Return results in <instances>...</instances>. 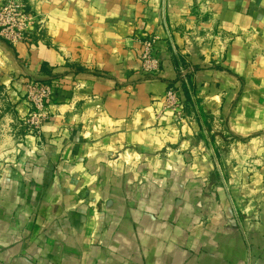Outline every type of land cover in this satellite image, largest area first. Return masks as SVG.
I'll list each match as a JSON object with an SVG mask.
<instances>
[{
  "label": "crops",
  "instance_id": "1",
  "mask_svg": "<svg viewBox=\"0 0 264 264\" xmlns=\"http://www.w3.org/2000/svg\"><path fill=\"white\" fill-rule=\"evenodd\" d=\"M24 1L37 30L0 35V264H264V0ZM29 79L58 83L39 136Z\"/></svg>",
  "mask_w": 264,
  "mask_h": 264
},
{
  "label": "built area",
  "instance_id": "2",
  "mask_svg": "<svg viewBox=\"0 0 264 264\" xmlns=\"http://www.w3.org/2000/svg\"><path fill=\"white\" fill-rule=\"evenodd\" d=\"M39 23L38 17L30 11L24 0H3L0 2V35L12 42L28 41L33 25ZM33 24V25H32ZM140 59L143 73L152 77L159 71V59L155 52V38L145 36L141 39ZM58 83L49 80L29 79L25 83V100L29 113L24 121L30 133L40 135L43 124L50 118L49 106L55 100ZM168 108L180 120L184 117V103L180 88L171 85L163 95Z\"/></svg>",
  "mask_w": 264,
  "mask_h": 264
},
{
  "label": "rangeland",
  "instance_id": "3",
  "mask_svg": "<svg viewBox=\"0 0 264 264\" xmlns=\"http://www.w3.org/2000/svg\"><path fill=\"white\" fill-rule=\"evenodd\" d=\"M28 4V3H27ZM28 8L30 9L31 12H33L35 15H36V18H37V13H35L33 10H31V8L29 7L28 5ZM33 25V24H32ZM34 27V30L36 29L37 30V23L33 25Z\"/></svg>",
  "mask_w": 264,
  "mask_h": 264
}]
</instances>
